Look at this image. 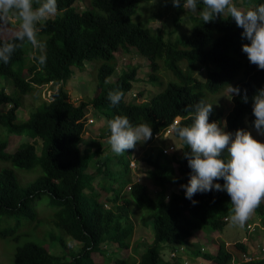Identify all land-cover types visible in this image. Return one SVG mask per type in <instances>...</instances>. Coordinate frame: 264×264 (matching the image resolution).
<instances>
[{"label":"trees","instance_id":"obj_1","mask_svg":"<svg viewBox=\"0 0 264 264\" xmlns=\"http://www.w3.org/2000/svg\"><path fill=\"white\" fill-rule=\"evenodd\" d=\"M151 1L57 0L58 15L39 25L40 38L46 45L43 49L46 64H38L33 49L27 44L17 49L8 64L0 62V76L11 80L16 91L13 96L0 90V108L7 106L6 111L0 113V127H4L9 135L39 137L44 142V151L39 157L36 141L23 143L14 153H10V141L0 138V224L3 219L16 221L15 227H0V239H12L18 243L23 241L26 236L20 234V227L36 215L32 208L36 199L47 196L54 209L53 214L48 221L38 220L42 226V222L51 226L47 228L51 231L48 235L50 241L58 243L65 252V255H56L45 244L39 245L29 240L17 247L14 264H96L94 254L104 255L106 251L103 245L106 243L118 245L120 251L130 249L135 234L133 201L151 211L144 224H152L154 241L138 261L120 257L115 264H169L162 256L163 244L169 245L171 251L175 252L187 245L188 239L201 229L224 230L231 207L226 191L197 193L193 197L198 201L195 205L185 197L181 185L187 184L191 169L184 158V152L189 149L183 142V153L180 158L173 156L171 166L155 161L152 152L144 154V160L153 167L149 172L150 179L161 189L155 198L146 186L140 184L134 185L132 191L125 195V187L132 181L129 158L139 143L124 153L126 160L118 159L122 166L123 186L119 184L115 187L116 183L112 184L114 181L111 185L106 182L112 177L108 175L105 163L98 168L103 176L101 184L104 181L101 192L105 201L111 200L112 208L106 209L105 201L100 203L92 195L97 176L87 173V170L93 154L83 153L80 147L89 103L73 104L65 88L73 74V67L82 69L86 62L96 60L106 62L98 73V88L91 102L108 121L116 115H126L133 124L148 122L152 125L154 136L172 124L176 117L190 116L186 109L204 100L205 85L208 91L216 92L233 84L239 87L241 94L233 98L234 107L227 116V131L248 130V123L254 128L252 97L257 89L264 87V70L250 64L242 51V45L249 42L241 36L243 29L228 17H217L203 23L198 15L195 17L191 13L186 17L191 25L188 34L180 35L177 30L154 32L149 26L150 20H154L153 16L137 23L132 21V16L141 12ZM234 2L244 6L249 0ZM251 3L260 4L264 0H251ZM180 8L188 14L182 6ZM179 21L176 20V26ZM120 49L126 52L136 50L151 62V81L158 80L159 62L176 76L177 81L143 104L127 102L125 96L137 80L138 68L129 65L115 83L108 81L116 73L115 52ZM28 54L31 55L29 60ZM201 70L208 74L206 82L195 76L196 71ZM51 83L59 86L53 99L42 101V105L33 108L28 120L20 122L18 111L25 97L35 95L38 88ZM117 89L124 96L118 105L112 106L108 92ZM245 90L247 102L242 99ZM224 117L223 111L213 106L209 122H217ZM190 123L188 118L181 124ZM38 158L43 175L24 184L14 168L30 171L38 163ZM174 163L179 166V177L172 167ZM217 182L224 183L222 179ZM172 186L179 189L171 191ZM108 193H112L113 197L109 199ZM256 211L264 222L263 202ZM53 227L63 235H58ZM68 238L81 243V248L74 252L68 246ZM144 242L145 245L147 242ZM236 245L242 251H247L243 243ZM134 252L137 254V247H134ZM194 253L217 264H228L234 257L224 244L220 245L216 254H202V250ZM68 256L70 258L66 260ZM178 260L176 264H180ZM250 264H264V261Z\"/></svg>","mask_w":264,"mask_h":264},{"label":"clouds","instance_id":"obj_2","mask_svg":"<svg viewBox=\"0 0 264 264\" xmlns=\"http://www.w3.org/2000/svg\"><path fill=\"white\" fill-rule=\"evenodd\" d=\"M164 2L167 3L169 0H164ZM170 2L173 7L179 9L178 16L174 18V23H176L177 19H180L178 25L176 26L177 33L180 35L188 34L180 33L178 26L182 24L190 26L191 28L190 22L186 19V17H189L191 13L195 17L198 15L203 23H209L217 17L222 16L233 19L236 26L243 29V32L241 33L242 38L247 39L250 42L242 45V51L247 55L249 63L256 65L260 70H264V3L253 4L251 3V0H249V3L246 5L240 6L235 3L234 0H170ZM198 5H202V7H198ZM181 6L188 12L187 16H183L184 12H182L180 8ZM58 13L59 8L57 0H0V62L8 64L17 49L22 48L25 44H27L33 49V56L38 64H46L47 57L43 52L46 45L40 38L41 28L39 25L42 22H46L49 18L58 15ZM12 20L17 22L14 27L10 26ZM120 51L129 53L124 49H120L115 52V56ZM116 60L117 73V70H120V66H118L117 57ZM149 63L148 75L142 80L147 87L150 86V84H147L146 82H153L150 80L152 71L151 62L149 61ZM128 65L131 64L129 63ZM72 70L74 74V67ZM168 72L171 71L168 70L162 62H159L157 77L158 80L165 84V86L161 91H158V93L165 91V89L172 82L177 81L176 76L172 72L170 79H166L165 75ZM200 73L204 72L202 70L196 71L195 76L198 77L199 80L205 81V79H200ZM136 79L137 80L133 83L132 89L127 93L133 90L135 83L141 81L138 77H136ZM110 80L111 79L109 78L108 81L110 82ZM49 87L50 88L47 89V91H49V97L51 98L49 101H51L59 86H55L51 83ZM147 87L139 92L134 91V97L137 100L142 99L147 90H149ZM65 88L67 90V85ZM159 88L160 87H158V89ZM222 88L219 91L212 92L208 91V88L205 85L204 91L217 94L220 93V91L228 89L230 96H232V103L233 98L241 94L239 87H234L233 84L227 86L226 88ZM150 91L152 92V90ZM96 92L97 89L95 94ZM141 93L143 95H140ZM123 96L124 93L119 89L108 92V99L112 106L118 105ZM152 96H154V94H152ZM242 99L244 102H247L248 100L246 90ZM72 103L74 104V102ZM81 103L84 102L81 101L78 105ZM213 106L214 105L207 102L204 97V100L198 101L193 108L186 109V111L190 112V116L176 117L172 124L162 131L154 134V136L151 124L148 122L133 124L126 115H116L107 122V127L103 130H101L100 125H97L98 129L90 132L89 125H95L96 123L93 118H88L89 112H87V117L84 119L85 130L81 144L83 145L85 142L89 148H86L87 150L85 151H81L83 153L89 152L90 154H93V158H95L96 155L102 152V150H99V138L108 149L111 148L115 154L122 155L126 153L127 150L134 149L138 143H144L151 138H158L161 134H164V136L168 138L173 137V143L164 148L162 153L163 155H170L171 152H174V155L177 156L182 154V142L184 146L189 149V151L184 152V158L187 159L188 167L191 169V173L187 184L181 185L185 191V197L190 200L193 205H195L198 201L193 200V197L197 193L226 191L230 197L231 207L228 209L229 215L225 221L230 222L233 226L243 227L252 213H254V218L258 220V223H249L247 224L246 229L249 232L254 233L257 231L258 227H260L259 229L264 231V222L260 214L256 211L260 204L262 202L264 203V141L257 140L252 135L249 131V127H251L249 123L247 124L248 130L237 129L234 133L227 131V116L232 111L234 103L228 114L223 112L225 115L223 119L217 122H209V116L213 111ZM222 111H224L223 108ZM252 114L255 117L253 121L254 129L258 135L264 136V87L257 89L256 93L252 97ZM188 118L191 120L190 124H181ZM105 131H107L106 134H104ZM178 144L182 145L181 153H179ZM96 150L97 152H95ZM136 150L137 147L129 158L132 181L127 187H125V195H128V193L132 191L134 185L140 184L147 187L145 180L150 179L148 172L153 170V167L144 160V155L141 161H144L149 167H151V169L144 170V168L137 165V162L140 164V160L134 158ZM110 154H112V152H110ZM103 158L104 157L97 160L98 164L96 168L93 169V172H90V174H96L97 176L94 181V188H97L95 184L100 182L103 177L98 170L101 164H103ZM177 165L178 164L174 163L172 164V167L175 169L174 166ZM177 169L179 174V166H177ZM87 173H89L88 170ZM137 175H140L139 181L136 180ZM221 179L224 181L223 184L217 182ZM103 184L104 181L98 188L102 190ZM114 186L116 187V185ZM160 190L156 192V195ZM156 195L152 197L155 198ZM107 196L110 199L113 197V194L108 193ZM110 201H105L104 207L106 209L112 208V203ZM252 237L253 235H251L248 239V243L238 241L236 244L240 242L248 247L250 243L249 241L252 240ZM245 240H247V238H245ZM147 241L149 242L151 240ZM153 241L154 240L151 242ZM144 243L145 242L143 240L142 245H144ZM107 244L108 243L104 244L105 247ZM140 244L141 243H138L137 249ZM221 244L225 245V248L229 253H232L234 257L236 256L233 252L229 251V243ZM221 244H219L218 249ZM257 248L264 252V247H261L259 244L257 245ZM187 251L189 252V255L192 254L191 256L196 255L194 251H192L191 247L189 248L188 246L187 250L182 247L175 252H171L173 262L177 263L178 258V263L189 264L190 260L186 258ZM119 252H121L120 249ZM179 252L182 254L181 258H179ZM241 254L242 256L236 257L243 262V264H250L251 262L258 261L260 259L259 256H250L247 251L242 252Z\"/></svg>","mask_w":264,"mask_h":264},{"label":"rangeland","instance_id":"obj_3","mask_svg":"<svg viewBox=\"0 0 264 264\" xmlns=\"http://www.w3.org/2000/svg\"><path fill=\"white\" fill-rule=\"evenodd\" d=\"M87 7H89V2L86 1ZM83 9V8H82ZM80 8V10H82ZM179 9L176 7H173L170 0L169 2L165 3L164 0H152L147 5L143 7L141 12H137L135 15L132 16V20L134 22H139L140 20L143 21L146 18H151L153 16L154 20H150L149 26L154 30V32H162V33H168L173 32L176 30V25L174 23V18L178 16ZM139 16V17H138ZM183 16H187L186 13H184ZM161 19V20H159ZM16 21L12 20L10 26H15ZM190 26H185L180 24L178 26V30L180 33H189L190 32ZM250 43V42H248ZM31 57L30 54L27 55V59ZM118 59V66H120V70H117V73H114L112 78H110V83H115L117 79L119 78L120 74H122L123 69L127 68L129 63L131 66H136L138 68V79L141 80L137 83H135V86L133 90L126 94L125 98L128 102L134 103V104H143L146 101H148L152 94L158 93V91H161L162 88L165 86V84L160 81L156 80L153 82H146L147 84H150V86H146L142 80L148 75L150 64L149 61L145 58H142L139 53L136 50H133L132 52L125 53L123 51H120L116 55ZM106 64L104 60H96L94 62H86L85 67L78 68L74 67V74L71 76V78L68 80L67 84V90L69 91L71 101L74 102V104L78 105L81 101L89 103L86 110L89 112L88 118H93L95 121V125H89V131L93 132V130L98 129L97 125H100L101 130L107 127L108 119L103 117L101 115V111L92 104V99L95 96V91L98 88V80L99 76L98 73L100 69L103 67V65ZM27 78H29L28 74H25ZM171 72H168L165 75L166 79H170ZM200 79H205L204 82L207 81L208 74L206 73H200L199 74ZM158 85V86H156ZM147 90L146 94L143 96L142 99L137 100L134 97V91H141L144 88ZM158 87H160L158 89ZM49 85L45 87H40L35 92V95L30 94L29 96L25 97L23 106L18 111V118L20 122H24L28 120L32 110L34 107L39 105L42 101H49L51 98L49 97ZM0 90H5L10 95H15L16 91L15 88L11 82V80H8L2 76H0ZM152 90V92L150 91ZM205 95V99L207 102L213 104L217 110L222 111V108L224 109V113L228 114L231 108L233 107L232 96H230L228 89L225 91H220V93L213 94L209 93L207 91H203ZM42 105V104H40ZM39 105V106H40ZM37 106L36 108H38ZM7 109V106H3L0 108V113L5 112ZM224 125L223 123H221ZM249 131L252 133V135L260 141H264V136L258 135L256 130L254 128L249 127ZM107 131H105L104 134H106ZM6 129L4 127H0V138L3 140L10 141V146L8 148V152L14 153L19 146H21L23 143H32L34 141L37 142V154L39 157L42 156L44 151V142L41 138H33L32 136H17V135H7ZM99 138V137H97ZM96 138V139H97ZM100 144V148L102 147V152L100 154L96 155L95 158L92 159V163L90 164V167L88 169V172H93V169L97 166V160L104 157L103 163L106 164V168L108 169V175L112 177V179L108 178L106 180L107 183L113 182L112 184L116 183L115 185H124V179L121 174V164L118 161L126 160L125 154L117 155L115 154L111 148L108 149L105 144L101 141L99 138L98 140ZM173 143V137L168 138L165 137L164 134H161L158 138L155 139H149L148 141L144 143H139L137 146V150L134 154V158H137L140 160V164L137 165L144 168V170L151 169L144 161H141L143 155L146 152H152L153 153V159L155 161L160 162L162 165H170L174 156V152H171L170 155H163L162 151L164 148L170 146ZM179 146V153L182 151V145L178 144ZM81 150H87V144L84 142L83 145H80ZM106 151V152H105ZM97 152V150L95 151ZM99 152V151H98ZM112 152V154H110ZM92 153V152H91ZM181 157V154L178 155V158ZM3 166V164H1ZM178 166V165H177ZM177 166H174L176 169V174H178ZM17 175H20L21 181L26 184L31 181L36 180L38 177L43 175V170L40 163V158H38V163L36 166L28 171L23 170L19 168H14ZM149 176V172H148ZM136 180H140V175L136 176ZM116 181V182H115ZM147 188L149 193L152 196L156 195V192L160 190L157 186L154 185L153 181L151 182L150 179L145 180ZM23 184V185H24ZM95 190L93 191V196L98 202L104 201V193L101 192V189L98 188L101 185V182H97ZM179 188H170L171 191H177ZM49 197L45 196L42 199H36L34 204L32 205L33 211L36 215H34L33 218H29L32 220H28L23 223V225L20 227V234L25 235L26 237L21 241L20 243L15 242L12 239H0V264H14V254L16 252V249L19 245L24 244L26 241H33L35 243H38L39 245L45 244L47 248L50 249V251L53 254L56 255H65V252L62 249V246H60L58 243L51 242L49 239V234L51 233L50 230L47 228L49 225H45L44 222L43 226L39 223V220L48 221V219L51 218V215L53 214L54 209L51 208ZM31 212V211H30ZM151 213L148 207L145 205L133 201L132 203V220L135 225V234L132 241V246L134 245V242L141 243L137 254L132 250V248L123 250L119 252V247L116 244H107L103 245V248H105L106 252L105 254L101 255L99 253L94 254V260L96 264H115V261L119 259L120 257H128L131 259V261H138L140 258V255L144 252V249L151 246L153 243L151 242L154 240L153 235V226L150 223V226H145L144 221L148 217V215ZM257 224L258 220L254 218V213L250 216V218L246 221L243 227L240 226H233L230 224V222H227L225 225L224 230L221 231H213L209 228L201 229L197 232H195L194 236L191 237L188 240V244L185 245L183 248L185 250L191 247L192 251H199L203 250L202 254H215L217 252L218 246L221 243H229V251L233 252L236 256H242V251L239 249L236 245V242H245L248 243V239L253 235L252 240H250L249 245L247 247V253H249L250 256H259V261H264V252L259 250L257 248V245L259 244L261 247H264V231L260 230L258 227L256 232H249L246 227L247 224ZM16 221L10 220L6 221L5 219L2 220L0 227L4 228L7 226L15 227ZM53 230L58 232V235H63V233L53 227ZM147 242L145 245H142L143 239ZM247 238V240H245ZM151 240V241H147ZM68 246L71 247L74 252L78 251L82 244L75 241L72 238H68ZM162 256L166 262L169 264H176V262H173L171 257V247L167 244L162 245ZM181 253L179 252V258H181ZM192 255V254H191ZM234 257V259L229 262L228 264H243L237 257ZM193 257V260L190 261L189 264H217L213 261H207L203 256L198 257L197 254L191 256ZM254 257V258H255ZM70 256L66 257V260H69ZM262 258V259H261ZM257 259V258H255ZM184 262V261H183Z\"/></svg>","mask_w":264,"mask_h":264},{"label":"crops","instance_id":"obj_4","mask_svg":"<svg viewBox=\"0 0 264 264\" xmlns=\"http://www.w3.org/2000/svg\"><path fill=\"white\" fill-rule=\"evenodd\" d=\"M142 240H144V238H143ZM137 245H138V243H137ZM137 245H136V243L134 242V245L131 246L132 250H134V247H137ZM188 253H189V252L187 251V252H186V254H187V257H186V258H187L188 260L192 261L193 258H192L191 255H189ZM190 253H191V251H190ZM183 260H184V259H183ZM184 261H185V260H184ZM190 261H189V263H190ZM180 262H181V261H180Z\"/></svg>","mask_w":264,"mask_h":264}]
</instances>
